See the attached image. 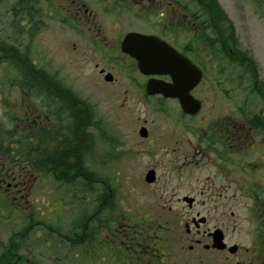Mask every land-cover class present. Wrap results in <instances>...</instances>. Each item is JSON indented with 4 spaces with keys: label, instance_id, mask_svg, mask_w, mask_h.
Segmentation results:
<instances>
[{
    "label": "flooded vegetation",
    "instance_id": "obj_1",
    "mask_svg": "<svg viewBox=\"0 0 264 264\" xmlns=\"http://www.w3.org/2000/svg\"><path fill=\"white\" fill-rule=\"evenodd\" d=\"M216 3L220 4L219 0H0V68L5 73L13 72L15 84L4 82L19 93L17 100H10L9 92L0 96V264L31 260L32 187L46 177L57 184L71 180L69 174L64 176L54 168L61 166L66 155L69 163H77L81 109L89 117L84 131L95 127L93 107L88 110L81 103L85 100L56 74L59 67L68 65L67 60L62 64L53 58L62 56V50L73 56V65L97 72L107 83L118 81V77L114 78L117 72L125 73L138 86L139 97L154 100L159 107L166 101L171 103V129L151 136L145 127L146 135L139 134L142 140L153 141L157 136L169 139L174 149H187L195 136L204 154V165L212 169L204 183V215L192 218L200 238L191 237L187 247L191 253L200 245L202 255L199 262L187 256L176 263L165 243L166 248L157 245V233L145 238L130 232L128 224L118 220L122 215L114 212L115 201L108 186L94 199L88 213L78 207L77 219L68 225L69 229L63 231L65 225L59 216H53L55 225L50 220L36 223L43 230L35 244L47 247L58 241V236L73 245L87 244L97 264H264V83L258 79L251 51L244 46L236 25L231 21L233 31L228 30ZM237 3L242 11L245 0ZM249 5L252 15L264 22V0H249ZM220 9L226 13L221 4ZM133 32L143 37L127 44L128 48L149 51L150 59H158L163 66L168 63L172 74H146L140 70L137 59L124 47L126 36ZM222 61L241 69V77L246 74L252 78L248 93L253 95L226 97L231 102L204 121L208 99H214L204 97V75ZM22 72L29 78L22 79ZM193 72L200 81L187 90L184 84L186 78L192 81ZM150 79L169 84L174 95L150 94ZM2 83L0 94L5 87ZM236 85L244 89L242 80ZM186 92L200 101L194 114L182 108L176 94ZM198 117L202 127L192 128L193 119ZM39 130L46 137L45 145L58 151L57 156L54 151L48 154L51 160L45 147L41 161L19 154L24 145L29 143L31 148L36 143L33 135ZM54 134L58 135L56 140L52 138ZM69 136H73L72 142ZM154 145L155 142L151 147ZM49 164L53 167L50 171L33 169ZM91 180L94 183L98 179ZM157 182L155 173L153 181L146 183ZM186 197L194 198L182 194L177 199L188 203ZM70 201L73 203V198ZM48 208L46 219L52 216L47 214ZM18 215L21 226L17 225ZM186 231H192L188 224Z\"/></svg>",
    "mask_w": 264,
    "mask_h": 264
},
{
    "label": "rangeland",
    "instance_id": "obj_2",
    "mask_svg": "<svg viewBox=\"0 0 264 264\" xmlns=\"http://www.w3.org/2000/svg\"><path fill=\"white\" fill-rule=\"evenodd\" d=\"M219 2L236 25L237 33H240L241 40L245 42L244 46L250 49L257 66L258 79L264 83L263 20H258L252 15L249 0H245L242 11L238 9L237 0ZM137 22L136 28L139 27ZM51 37L52 34L49 32V41ZM19 42L21 41L18 40V48L22 50ZM62 51L64 53L62 56L53 58L62 64H67L63 62L67 60L68 65L59 67L56 74L66 86L93 107L92 121H101L100 129L106 131V135L101 137L100 129H97L96 125L91 126L88 131L94 137L93 146L84 156V164L100 180L94 185H89L87 190L82 189L80 180L60 186L50 177L37 180L32 187L30 206L34 209L33 257L23 264H97L92 258V249L87 244L73 245L61 241L60 236L56 241L60 242L58 246L54 242L42 247L40 244L36 245L34 241L36 236L41 237L40 231L43 230L36 223L50 220L49 223L55 225L53 216H59L65 225L63 231L69 229L68 225L77 219L78 207L88 213L95 204L94 199L105 186H108L113 194L114 212L122 215L118 220L123 219V222L128 224L130 232L137 236L139 233L145 238H148L147 234L157 233V245L169 247L168 250L173 252L171 256L173 262L178 263L187 256L191 261L199 262L202 255L201 246L191 253L187 251V247L191 237L200 238L201 232L197 234L192 218L197 219L204 215V183L206 177L212 175V169L208 164L204 165V154L195 136L191 138V146L187 149H174L169 139H157V136L153 141L142 140L138 134L140 125L145 126L151 136L171 129L169 124L171 103L166 101L159 107L154 100L139 97L138 86L134 85L132 77L126 76L125 73L117 72L114 78L118 77V81L113 84L107 83L97 72L73 65V56L67 50ZM241 72L236 65L227 66L224 61L215 70L205 72L204 97L214 96V99H208L204 109V121L215 117L227 106L226 102L230 100L226 97L253 95L248 93L249 89H252V78L246 74L241 77L239 74ZM136 76L139 80L137 73ZM12 77L13 72L5 73L0 68V85L3 81L2 84L5 86L0 96H5L9 92L10 100H17L19 93L16 87L8 88L4 82L14 83ZM238 80L244 82V89L238 88L236 85ZM199 121V117L193 119L192 128L202 127ZM153 142L155 145L151 147ZM151 168L158 176V182L153 185L144 180L146 172ZM179 184H183V187L177 188ZM182 194L195 198L191 207L177 199ZM71 198L73 203L70 201ZM47 206L49 207L47 214L52 215L49 219L44 217ZM186 224L192 229L189 234L186 231ZM17 225H22L20 215L17 216ZM199 228L201 231L203 225Z\"/></svg>",
    "mask_w": 264,
    "mask_h": 264
},
{
    "label": "trees",
    "instance_id": "obj_3",
    "mask_svg": "<svg viewBox=\"0 0 264 264\" xmlns=\"http://www.w3.org/2000/svg\"><path fill=\"white\" fill-rule=\"evenodd\" d=\"M218 8L220 9L219 6H218ZM220 12H221V10H220ZM222 16H224V15L222 14ZM22 73H23L22 79L29 78V75L26 72H22ZM81 103L83 105H85L88 108V110H90L91 105L89 103H87L85 101H82ZM81 112H82V114H81V117L79 119L80 120V138H81V142L79 145V158L77 160V163H69L66 160L67 155L65 154L66 156H65V159H64L63 163L61 164V166H56L54 168L58 173H60L64 176L66 174H69L68 176L71 177L70 181L65 180L66 182L58 183L59 185L65 184L67 182H71L72 180L74 181L76 179V177L79 176L78 178H80L82 185H84V187L86 188L92 182L91 177H96V175L94 173H92L90 170H88V168L84 164V155L86 152L91 151L93 139H92V133L84 131L86 129L88 122H89V119H88L89 117H88V115H83V113H84L83 109H81ZM100 123H101V121H97V122L95 121V125H96L97 129H100V127H101ZM66 127H67V125H66ZM99 134L101 137H104L105 136V130L100 129ZM33 138L36 139L35 144L37 146L34 144L31 148H29L28 147L29 143L24 145V147L21 148L19 151L20 156H22V157L32 156L34 160L41 161L44 158V152H43L44 147L46 149V152H45L46 156H48V154L53 152V151L55 152V156H57L58 151L57 152L55 151V150H57L56 147L52 148L48 144L45 145L46 137H45L44 133H42L41 130H39L38 132H35V134L33 135ZM52 138L54 140H56L58 138V135L54 134V135H52ZM65 138H67V135H65ZM69 138H70V141L72 142L73 136H69ZM30 150L32 151V153ZM48 158H49V160H51L53 157L50 154V157L48 156ZM43 166L44 167H42V165L34 166L33 169L34 170H43V171H46V170L50 171L53 169V167L50 164L48 166L47 165L46 166L43 165ZM73 171L77 172V174H74L75 177L73 175ZM73 177H74V179H73Z\"/></svg>",
    "mask_w": 264,
    "mask_h": 264
},
{
    "label": "water",
    "instance_id": "obj_4",
    "mask_svg": "<svg viewBox=\"0 0 264 264\" xmlns=\"http://www.w3.org/2000/svg\"><path fill=\"white\" fill-rule=\"evenodd\" d=\"M143 36L138 34V33H130L126 36L124 40V47L126 50L136 57L138 60V65L141 68L142 72L144 73H169L172 74V70L169 67V64L167 63L165 66L162 65V63H159L158 59H153L151 60V53L149 51H139L138 49H129L127 44L130 42L134 41H139ZM143 55H145L146 58H143ZM187 77V76H186ZM107 79H110V74L106 75ZM199 80V76L196 77L195 72H193V77L192 81L188 82V78H186L185 81V88L188 90L192 88ZM147 91L149 93H156V92H161L164 96H173L174 93L172 91V88L169 84H165V82H160L156 80H149L147 83ZM179 97L180 103L182 107L184 108L185 111L190 112V113H195L199 107L200 103L198 100L190 96L187 92L186 94H180L176 93ZM140 134L142 136L146 135V129L141 128L140 129ZM146 181L151 182L154 179V171L149 170L145 176ZM186 200L188 201L189 204L192 203L193 198H187Z\"/></svg>",
    "mask_w": 264,
    "mask_h": 264
}]
</instances>
